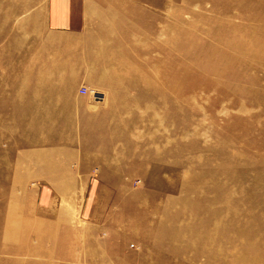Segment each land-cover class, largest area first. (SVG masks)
<instances>
[{"label": "rangeland", "instance_id": "374dc122", "mask_svg": "<svg viewBox=\"0 0 264 264\" xmlns=\"http://www.w3.org/2000/svg\"><path fill=\"white\" fill-rule=\"evenodd\" d=\"M45 1L0 0V264H172L174 258L176 264H219L223 193L208 182V165L237 170L230 190L264 193V0H118L111 11L119 13L104 17L105 31L96 38L100 50L67 49L58 62H89L58 66L43 44L51 37ZM202 47L210 53L206 59ZM117 61L130 65L137 83L156 81L161 89H120L113 103L106 86L113 76L90 73ZM69 66L78 67L71 80L64 72ZM188 77L199 90L176 83ZM40 78L52 83L41 97L32 92ZM164 94L161 106L156 100ZM179 94L194 96L192 104ZM112 106L125 112L108 125ZM178 106L194 118L180 119ZM48 109L59 116L39 129L49 121L40 116ZM97 122L103 132L129 129V136H92ZM176 128L184 135H171ZM241 131L244 141L234 139ZM88 135L90 144L82 138ZM13 172L15 180L8 177ZM131 217L143 229L121 224ZM8 227L15 235L19 227L17 238L25 232L27 248L41 253L2 254L11 244L3 237ZM230 230L246 236L245 246L256 237L255 225ZM182 233L183 248L175 250L171 243Z\"/></svg>", "mask_w": 264, "mask_h": 264}, {"label": "bare ground", "instance_id": "6f19581e", "mask_svg": "<svg viewBox=\"0 0 264 264\" xmlns=\"http://www.w3.org/2000/svg\"><path fill=\"white\" fill-rule=\"evenodd\" d=\"M186 40L187 39L185 38V41ZM182 45L185 46L184 43H182ZM206 48H207V46L205 47V49ZM205 49H203V47H202L201 52H202V54H205L203 57H205V59H206L207 57H209L210 53H207L205 51ZM174 51L175 50H172V51H170V53H173ZM208 63H210V59H207V61L205 62L204 65H207ZM74 68L76 69L78 67L69 66L67 70H64V72L67 73L66 74L67 78H69L70 80L72 78H74V77H72ZM131 71H132V69H131L130 65L125 66L124 62H120V61L118 62L117 61V62H113L112 65L104 63V64L101 65V67H100V65H99L98 68L93 67V69H91L90 75H92V74L93 75H99L100 79H102V80L107 75L113 76V80L114 81L111 82L113 84H109L108 83L109 82L108 79L110 77L107 78V82H106L107 89L111 90L110 94H115V98L113 99V103L116 102L115 99H116V96H117L118 91L120 89H124V88H129L130 87V88H136V89L139 88L138 91H142V90L145 89V91L146 90L147 91L148 90H152L153 92L156 91V90H160L161 89L159 84L156 81L152 82L151 84H150L149 81L148 82L145 81L142 84L141 83H137L136 81H134L132 79L134 76L132 78L130 77L129 72H131ZM162 71H165V70H162ZM49 74L53 75L54 73H49ZM158 74H160V72ZM39 75H41V74H39ZM162 75L164 77L167 74L165 73V74H162ZM32 77H34V76H32ZM53 77H54V75H53ZM160 78H162V76H160ZM158 80H160V79L158 78ZM73 81L74 80H72V83H73ZM58 82H60V80L57 81V82H54V84L58 83ZM178 82H182V85L185 87V89L190 90L191 93L195 92L196 90H199V88H200V87L199 88L197 87V84L195 83V79H191L190 80L189 77L187 78V81H184V80L181 81L178 78V80H176V83H178ZM38 84H39L38 88L37 87L34 88L32 90V92L35 95L41 97V95H44L46 93L43 90L49 84H52V83H50L49 81H46V80H42L41 81V78H40ZM165 86H167V88L168 87H173L176 90V88L174 86H170V85H165ZM109 87H111V88H109ZM58 90L61 91L62 93H64V92L66 93V91H68V90H65L64 88H61V89H58ZM17 92H18L17 95H23L24 94V93H22L20 91H17ZM58 93H56L55 96H57ZM177 93H179V91ZM61 95L62 94L60 93L59 97L57 96L58 97L57 99H59V98L63 99L65 97V96H61ZM180 96H181L180 100L183 102V104L189 103V105H191L193 100H194V98H193L194 96L193 97L189 96V98L185 97V99H184V97L182 95H180ZM50 98H48V99H50ZM54 98L55 97L53 96V98H51L50 100H56ZM164 98H167V96H165V94L163 95V97L160 96V98H158L156 100V102L159 105L162 106ZM130 107H132V106H130ZM114 108H113V106L109 107V111H110L109 112V116L106 118V121H105L108 125L109 124L110 125L111 124L115 125V124L119 123L121 120H123V119H121V112H122V110H124V112H125V109H123L122 107L115 108V109ZM176 109L182 115V118H180V119L183 120L185 118L186 120H192V118H194L192 113H189V115H187L188 113L187 114L182 113L183 112V107L182 106H178ZM163 110L165 111L164 113L166 114L165 117H167L168 114H169V111L167 109H163ZM52 111L53 110L48 109V110H45L42 114L40 113V116H43V117L45 116L46 118L49 119V121L46 119L48 123L47 122L46 123L43 122L44 124H41L40 127L38 126L39 129L40 128L42 129V127L45 126V125H50L49 127H51V125L55 124V122H56L55 121V117H58L59 113L58 114L57 113H53L52 114ZM24 113H26V111H24ZM68 115H69V113H68ZM51 117L53 118L52 119L53 121L51 120ZM243 121L238 119V121H235V123H237L238 125L239 124L242 125L241 122H243ZM68 122L69 121H67V120L59 121V123H63V124H67ZM243 123H244V126H245L246 121H244ZM68 124L71 125V123H68ZM103 125H104L103 122H97V123L93 124L90 127V131L91 130L93 131V133L90 132V133H92L91 135L92 136L93 135H96V136L98 135L97 137H99V138L107 137V138L110 139V141H112V140H120V139H127L126 136H129V134H128V133H130V132H128L129 129L122 131L123 133H120V134H114V133L111 134V133H106V132L102 131L101 128H102ZM34 127L35 126L32 124L30 127H26L25 129L29 130L30 128H34ZM45 131H48V130H45ZM183 131L184 130L181 131V130H178L176 128L175 130H173L171 132V135H173L175 137L178 136L179 134L180 135L181 134L184 135ZM47 134H49V133L47 132ZM84 137H82V138H83V141H85V143H88V144L92 143L91 139H93V138L89 137V135L87 136L89 139L87 137H85V138ZM243 137H244V133L241 131L239 134H236V136H234L233 138L236 139V140L237 139L238 140L241 139L242 141H244ZM262 137L264 139V136H262ZM70 140H72V139H70ZM70 140H68V141L71 143L72 141H70ZM43 142L45 143V141H43ZM108 151H109L108 149H103L102 153L105 154ZM128 155L131 156L132 154H128ZM6 161L4 163V166L9 168V164L7 166ZM235 162L236 163L238 162V166H235L234 168H238L239 169L241 167L240 166L241 165L240 164L241 160H239V158H238ZM208 166L211 167L208 182L210 184H212V182H213L215 190H218V189L222 190V193H223L222 204H221V207L218 210L221 213L220 214V218H219V221H220V235H221L219 237V248H220L219 250H221L219 264H264V258L260 257V255H259L260 252L264 251V249L259 248V246H262L263 242H264V234L260 233V229L262 228V226H264V193L263 194L253 195V194L245 192L242 189L232 191V190H230V188H231L230 186L234 185L231 182H233L234 177H235L234 174H235V172L237 170L236 169L227 170L224 166H220L218 168L216 167V169L213 170L211 165H208ZM261 175L264 176L263 173ZM8 177H9V179H14L15 180V178H17V174L15 172H13L12 174L8 175ZM19 178H21V176ZM254 181H255V179H254ZM253 198H255V199H253ZM139 208H140V206H139ZM182 210L186 211V209H182ZM254 214L255 215L257 214L258 217H259V218H256L257 219L256 222L251 219V216L254 215ZM11 218H12V216H9V219H11ZM135 219L136 218H132V217L131 218H127V219L124 220V222L122 221L121 224L123 226H128V225L131 226L133 224L135 225V224L139 223L138 224V229H140V230L143 229L142 225H140V222L138 220H135ZM252 225H255L256 237L253 238L252 244L250 243L247 246H245L244 244L242 245V242L245 240L246 236H242V237L237 238L238 236L235 235L234 233H232L231 230H230V229H234L235 231H239V230H242V229L245 230L247 227H251ZM9 229L10 228L8 227V229L6 231H3V235H4L3 237H4L5 240L11 241V244L3 245L2 254L6 253V254H9V255L18 256V255H32L33 253H39V254L41 253L39 250L31 251V250H29L27 248L26 241L24 239V233L25 232H23V234H22L23 236L21 235L20 238H17V233L20 231L19 227L13 229L16 232V235L12 234L11 233L12 231H10ZM185 237H186L185 234H183V233L179 234L178 239L174 240L171 243V247L174 248L175 250H178V249L181 250L183 248L182 240ZM16 238L18 240H16V242H15L14 240ZM210 240H211V237L209 238V241ZM236 243H238V245ZM232 244H236L238 246V248L237 249L228 250L229 247ZM254 251H256V253H254ZM245 252H246V256L244 258ZM237 254H238V258H239L240 262H238L236 260V255ZM101 258H103V257L100 256V259ZM195 258L196 257L194 256L193 259H195ZM176 259L177 258L171 259V263L172 264H176V262H178ZM7 263L8 264H28L27 261L22 262V261H19V260H3L2 261V264H7Z\"/></svg>", "mask_w": 264, "mask_h": 264}, {"label": "crops", "instance_id": "0c3cea01", "mask_svg": "<svg viewBox=\"0 0 264 264\" xmlns=\"http://www.w3.org/2000/svg\"><path fill=\"white\" fill-rule=\"evenodd\" d=\"M45 2L42 13L51 37L49 41H43V44H48L50 53H53L54 62L64 59L67 49L69 51L88 48L100 50L101 45L97 42V36L105 31L104 17L119 13L118 10L111 11L117 6L118 0L114 3H112L113 0H46ZM76 56H79L78 52ZM73 64L58 62L52 65Z\"/></svg>", "mask_w": 264, "mask_h": 264}]
</instances>
